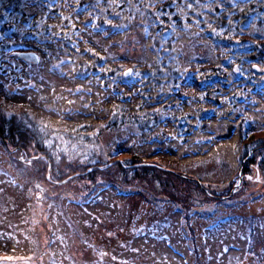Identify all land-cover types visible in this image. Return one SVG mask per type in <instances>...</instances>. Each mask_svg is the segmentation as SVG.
Instances as JSON below:
<instances>
[{"label":"trees","instance_id":"obj_1","mask_svg":"<svg viewBox=\"0 0 264 264\" xmlns=\"http://www.w3.org/2000/svg\"><path fill=\"white\" fill-rule=\"evenodd\" d=\"M118 2L124 7L129 5V9L126 8L127 13L121 15L119 9L115 11L108 7L104 8L98 0H0V56L5 59L6 57L16 59L15 55H11L15 51H36L40 61L46 60L53 66L59 58L66 57L65 60L78 58L80 61L85 60L86 54H91L93 62H89L83 72L89 68L88 71L91 69L90 72L109 78L117 74L128 83L140 79V86L145 90V93L141 94L143 100L139 103L140 106L141 103L146 104L143 111L132 110L124 104H114L103 116L92 120L99 123L102 129L130 125L136 131L137 129L144 131L160 124L162 133L169 136L171 130L176 131V128L171 129L168 126L172 122L173 126H184L182 132L185 135L194 129L199 130L201 134L206 131L213 133L210 123L218 117L216 108L222 102L221 99L237 95V102L232 104L236 109L235 116L228 121V135L236 134L235 140L241 147L239 150L241 159L251 153V157L244 161L243 172L251 167H254V170L263 168L264 144L258 146L256 133L264 134V113L253 115L246 111L245 107L248 100L264 104V0H118ZM67 5L77 14L75 16L77 19L74 21L65 16L62 18V26L56 28L55 25L59 22L54 18L57 14L66 15L64 9ZM78 13L82 14V18H78ZM89 28L96 33H91L88 41L82 33ZM183 30L192 32L191 36L187 39L180 37L179 33ZM122 32L124 35L119 37L118 34ZM79 39H85L84 45ZM17 60L14 61L15 64ZM27 62L37 72L42 68L41 62ZM56 66L58 69L59 64ZM255 66L259 67L258 71ZM128 68L136 71L137 76L134 77L135 73L127 74L125 70ZM83 72L79 69L77 73ZM158 81L168 82L170 88L153 90ZM234 83H237V87ZM229 89H235V93H231L232 90ZM2 97L0 132L7 145L1 137L0 142L12 155L1 161L5 164L3 171L14 185L16 179L8 173L9 168L15 172L26 169L22 183L17 185L19 188H27L29 214L24 219L29 224L26 231L25 229L20 231L23 236L34 237L32 216L34 210H39L49 226L47 250H51L49 247L52 241H55L60 233L57 231L58 228L56 233L50 230V226L55 225L54 215L62 220L61 214L66 212L60 207L61 204L57 205L51 190L43 191L41 196L44 202L36 205L37 200L32 196V187L35 184L59 186L62 183L59 184L58 180L75 171L76 176L67 182L75 178L93 180L94 187L89 189L92 191L98 185H115L112 180L107 179L109 175L106 172L109 169L115 170L117 165L120 175L124 176L128 170L136 173L143 167L145 172L159 170L181 181L186 180L185 176L182 178L178 174L174 164L166 163V166L161 167L152 165V168L146 169L148 165L142 163L143 156L128 151V145L112 149L110 153L105 151V154L102 151L97 153L93 151L83 160H69L67 154L58 149L54 142H48L50 131L47 128L48 124L43 121L47 120L43 114L32 109L25 101H12ZM192 100L196 102L194 104L199 108V114L196 115V119L189 121V125L188 118H192L193 114L184 108V104ZM178 117L184 119L183 122L176 123ZM79 133L87 135L84 130ZM92 133L96 139L97 132ZM223 136L227 134H212L215 140ZM214 143L213 141L210 144ZM18 153L29 158V162L28 159L20 161ZM92 158H96L95 161H91ZM199 158L203 159L204 155L195 156L193 159ZM161 159L174 160V163L179 161L177 157L169 156ZM175 188L173 184L172 189L163 192V195L157 193L151 200L158 203L154 204L152 201L150 203L156 205V209L168 208L171 203L177 206L174 209L177 217L175 231H181L186 214L191 216L189 214L191 204L185 203L183 197L174 198L179 195ZM8 197L12 202L16 201L15 195L11 197L8 194ZM208 198L214 202L218 199L214 196ZM163 205L166 206L161 208ZM221 217L220 222L210 224L205 229L206 233H202V246L199 244L201 239L197 240L195 237L193 244L197 251V261L203 260L204 264H207L203 258L209 257L211 251L216 252L221 248H225V255L229 258L231 247H234L237 254L236 264L238 257L246 254L245 251L257 254L258 260L250 261V264H259L263 261L264 244L260 249H254L253 246L255 236L261 235L257 223L252 221V225H246L244 224L246 219L241 216ZM19 218L22 219L21 216ZM261 222L264 223V219ZM226 223H230L229 228L232 226L242 241H227L218 245L215 239L217 235L229 231ZM190 228L193 231L192 226ZM183 234L184 229L181 235L184 236ZM156 236L158 238L154 239H163V234ZM186 236L184 238L187 240ZM243 241L244 247L241 244ZM30 243L35 247L32 252L42 251L33 240ZM199 249L203 250V258ZM1 253L4 252L0 248ZM194 263L192 259L185 260V264ZM144 264L149 262L144 261Z\"/></svg>","mask_w":264,"mask_h":264},{"label":"rangeland","instance_id":"obj_2","mask_svg":"<svg viewBox=\"0 0 264 264\" xmlns=\"http://www.w3.org/2000/svg\"><path fill=\"white\" fill-rule=\"evenodd\" d=\"M98 1L104 8L119 9L121 15L127 13L129 9V5L124 7L118 0ZM64 11L66 15L57 14L54 18L59 22L55 25L56 28L62 26V18L65 16L74 21L77 19L75 18L77 14L68 5ZM81 15L78 13L79 19L82 18ZM91 33L95 34L96 31L93 32L89 28L82 33V36L89 41ZM191 34L192 32L183 30L180 31L179 36L187 39ZM123 35V32L118 34L119 37ZM79 40L84 45L85 39ZM11 55H15L16 59L14 57L5 59L0 56V95L12 101H25L32 109L43 114L47 120H42L48 124L47 128L50 131L48 142H54L58 149L67 154L69 160H83L90 152L102 151L105 154V151L110 153L112 149L128 145V151L143 156L142 163L148 165L146 169L155 165L166 166V163L174 164L175 170L181 177L185 176L186 180L181 181L159 170L145 172L143 167L136 173L128 170L124 176L120 175L117 165L115 170L109 169L106 172L109 175L107 179L112 180L115 185H98L92 191L89 189L94 187L93 180L75 178L67 182L68 179L76 176L75 171L58 180L61 185L49 186L50 189L42 183L35 184L32 187V196L37 200L36 205L44 202L42 192L51 190L57 205L61 204L60 207L66 212L61 214L62 220L54 215L55 225L50 226V230L56 233L58 228L57 231L61 235L59 233L56 240L52 241L49 247L51 250H47L49 226L39 210H34L32 216L34 237L23 236L20 231V229L26 231L29 224L24 219L29 214L27 188H19L17 185L22 183L26 169L15 172L9 168L8 173L16 179V184L12 185L7 173L3 171L5 164L1 162L8 155H12L0 142V248L4 252L0 254V261L2 260L0 264H144V261L149 264H177V262L185 264L188 258L190 261L191 259L195 261L194 264H204L203 260L196 259L197 251L193 241L195 237L197 240L201 239L199 244L202 246V233H206L205 229L210 224L220 222L221 215L241 216L246 219L245 223L243 222L246 225H252V221L256 222L261 235L255 236L253 246L254 249L263 246L264 223L261 221L264 219V166L259 170L251 167L243 172L244 161L251 157V153L241 159L239 152L241 147L235 140L236 134L228 135L227 131L228 121L233 119L236 113L232 104L237 102V95L223 97L216 108L218 117L210 123L213 133L227 134L216 140L212 138L213 133L206 131L201 134L197 129L185 135L182 132L184 126L176 127L172 122L168 126L171 129L176 128V131L168 132L169 136L162 133L160 124L144 131L138 129L136 131L130 125L102 129L99 123L92 120L103 116L114 104H124L132 110L143 111L146 104L141 103L140 106L139 103L143 100L141 94L145 93V90L140 86V79L128 83L117 74L109 78L98 76L90 72L91 69L88 71L89 68L83 72L88 63L93 62L91 54H86L85 60L80 61L78 58L67 60L66 57L59 58L54 62L55 65L59 64L58 69L46 60L40 61L38 57L36 62H41L42 67L39 72L32 69L25 59L19 58L15 53ZM15 60H17L16 64ZM255 68L259 70V67L255 66ZM79 69L83 75L77 73ZM125 72L133 75L135 73L134 77L137 76V72L130 68ZM234 85L237 87V83ZM169 88L168 82L158 81V85H155L153 90ZM229 90L235 93V89ZM171 97L176 98L174 95ZM194 103L196 102L192 100L184 104V108L193 114L192 118H188V123L196 119V115L199 114V108H196ZM245 109L253 115H260L264 113V104L248 100ZM183 120L178 117L175 122L179 123ZM82 130L87 135L79 133ZM93 131L97 132L96 139L93 138ZM261 133H256L258 146L264 144V134ZM184 135L187 137L185 140ZM213 141L215 143L210 144ZM19 155L20 161L28 159L29 162V158ZM199 155H204V158L193 159ZM166 156L177 157L179 161L174 163V160L161 159ZM94 159L96 158H92L91 161H95ZM48 169L49 166L46 176ZM171 184L176 186V192L179 194L174 198L183 197L185 203L191 204L189 205L191 216L186 214L185 221L181 224V231H175L177 217L174 209L177 206L171 203L168 208H163L166 206L163 205L161 206L163 209H156L154 204L158 202L151 200L152 197L157 196V193L163 195V192L171 190ZM8 194L11 197L15 195L16 201L12 202ZM209 196L218 199L214 202L208 198ZM151 201L154 204H151ZM10 220L12 222H9ZM225 225L229 231L217 235L215 239L218 245L227 241L243 240L232 226L229 228L230 223ZM183 229L184 234L188 236L187 240L184 234L181 235ZM157 234H163V239H154L158 238ZM32 240L42 251L32 252L35 248L30 243ZM241 244L243 246L244 241ZM233 249L234 247L230 248L229 258L225 255V248L216 252L211 251L207 258H203V250L199 249V253L208 262L207 264H236L237 254ZM245 252L244 256L238 257V264H250L258 260L257 254ZM262 260L259 264H264V259Z\"/></svg>","mask_w":264,"mask_h":264},{"label":"water","instance_id":"obj_3","mask_svg":"<svg viewBox=\"0 0 264 264\" xmlns=\"http://www.w3.org/2000/svg\"><path fill=\"white\" fill-rule=\"evenodd\" d=\"M15 54H17L18 57L23 58V59L30 61V62H33V61L36 62L38 57H39L37 53H35L34 51L33 52L29 51V50L15 51ZM0 137H1L2 141L4 142V144H6V140H5V138L1 132H0ZM239 179L241 181V171L239 174Z\"/></svg>","mask_w":264,"mask_h":264},{"label":"bare ground","instance_id":"obj_4","mask_svg":"<svg viewBox=\"0 0 264 264\" xmlns=\"http://www.w3.org/2000/svg\"><path fill=\"white\" fill-rule=\"evenodd\" d=\"M30 51V50H29ZM33 52V51H32ZM35 53H37L36 51H34ZM38 54V53H37ZM39 55V54H38Z\"/></svg>","mask_w":264,"mask_h":264}]
</instances>
